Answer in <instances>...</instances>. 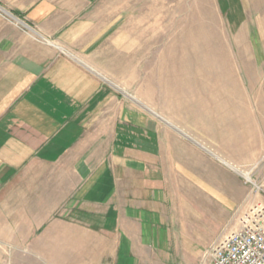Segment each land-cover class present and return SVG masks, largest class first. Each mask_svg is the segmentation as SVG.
<instances>
[{
    "label": "rangeland",
    "instance_id": "374dc122",
    "mask_svg": "<svg viewBox=\"0 0 264 264\" xmlns=\"http://www.w3.org/2000/svg\"><path fill=\"white\" fill-rule=\"evenodd\" d=\"M39 1L0 0V30ZM51 1L72 21L95 18L83 59L102 88L80 109L67 155L0 176V264H120L116 210L100 192L83 196L77 166L100 172L122 137L124 149L159 143L165 160L173 149L181 167L167 183V246L134 241L124 264H204L213 241L264 205V131L253 127L264 112V0Z\"/></svg>",
    "mask_w": 264,
    "mask_h": 264
},
{
    "label": "crops",
    "instance_id": "0c3cea01",
    "mask_svg": "<svg viewBox=\"0 0 264 264\" xmlns=\"http://www.w3.org/2000/svg\"><path fill=\"white\" fill-rule=\"evenodd\" d=\"M1 11L8 16L7 11ZM69 13L65 16L58 3L42 0L28 11L25 21L12 16L14 25L2 22L0 176L40 159L60 161L76 136L70 130L82 127L85 121L80 109L88 104L95 106L96 100H91L101 91L102 80L83 59L94 51L92 45L98 41V35L92 36L96 29L89 34L95 18L72 21L67 18ZM44 23L56 27L48 32L41 27ZM49 41L54 45L47 44ZM137 119L142 124L143 117ZM255 120L258 123L253 127L264 131V112L256 113ZM215 127L220 128L219 122ZM208 137L211 146L220 142L215 135ZM126 141L123 137L116 141L117 149L110 155L112 164L102 166L100 172H92V167L84 163L77 166L85 171L83 196L88 194L92 200L100 192L116 210V228L124 235L118 248L120 264L129 261L134 241L166 243V235L172 231L167 183L169 176L181 168L171 157L173 149L165 160L159 143L155 147L145 139L124 149L121 145ZM107 228L112 227L108 224Z\"/></svg>",
    "mask_w": 264,
    "mask_h": 264
},
{
    "label": "built area",
    "instance_id": "2783aa9c",
    "mask_svg": "<svg viewBox=\"0 0 264 264\" xmlns=\"http://www.w3.org/2000/svg\"><path fill=\"white\" fill-rule=\"evenodd\" d=\"M203 260L204 264H264V205L244 212L237 227L205 249Z\"/></svg>",
    "mask_w": 264,
    "mask_h": 264
}]
</instances>
